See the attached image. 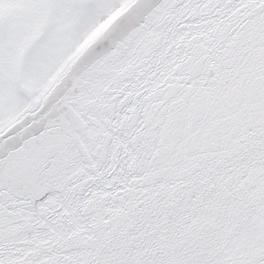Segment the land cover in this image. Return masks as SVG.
I'll return each mask as SVG.
<instances>
[{
	"label": "snow or ice",
	"instance_id": "snow-or-ice-1",
	"mask_svg": "<svg viewBox=\"0 0 264 264\" xmlns=\"http://www.w3.org/2000/svg\"><path fill=\"white\" fill-rule=\"evenodd\" d=\"M0 264H264V0H0Z\"/></svg>",
	"mask_w": 264,
	"mask_h": 264
},
{
	"label": "water",
	"instance_id": "water-1",
	"mask_svg": "<svg viewBox=\"0 0 264 264\" xmlns=\"http://www.w3.org/2000/svg\"><path fill=\"white\" fill-rule=\"evenodd\" d=\"M107 47H108L107 43L102 45V46H98L97 49H96V53H94V55L97 54V53L102 52L103 50H106Z\"/></svg>",
	"mask_w": 264,
	"mask_h": 264
}]
</instances>
